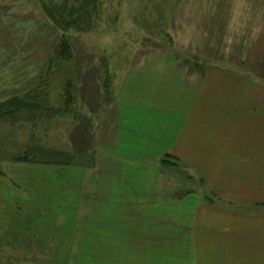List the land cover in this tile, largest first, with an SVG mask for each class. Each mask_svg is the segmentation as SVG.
Here are the masks:
<instances>
[{"label":"rangeland","instance_id":"1","mask_svg":"<svg viewBox=\"0 0 264 264\" xmlns=\"http://www.w3.org/2000/svg\"><path fill=\"white\" fill-rule=\"evenodd\" d=\"M63 1L0 0V107L22 105L0 111V185L25 196L0 264H132V202L231 200L214 185L261 127L228 117L264 108V0H103L82 32L44 15Z\"/></svg>","mask_w":264,"mask_h":264},{"label":"crops","instance_id":"2","mask_svg":"<svg viewBox=\"0 0 264 264\" xmlns=\"http://www.w3.org/2000/svg\"><path fill=\"white\" fill-rule=\"evenodd\" d=\"M233 111L228 117L232 125L252 121L261 127L255 131L260 138L239 129L240 148L224 156V186L214 187L231 200L132 202V264H264V108ZM232 131L226 138L239 135ZM19 190L0 185V215L24 200ZM21 236L19 231L0 234L1 244L6 243L0 250L8 242H21L17 247L23 248Z\"/></svg>","mask_w":264,"mask_h":264},{"label":"trees","instance_id":"3","mask_svg":"<svg viewBox=\"0 0 264 264\" xmlns=\"http://www.w3.org/2000/svg\"><path fill=\"white\" fill-rule=\"evenodd\" d=\"M101 1L103 0H81L80 6L74 7V4H72L70 0H64L61 5H58L59 9H52L49 5H44L42 9L46 18L54 26L57 25L60 29H62L59 26L61 25L63 27L62 30L64 31L77 30L78 32H82L79 25L89 24L90 27L93 25V19H95V17H93L92 13L98 12L100 3H102ZM68 9L70 10V16L57 14L65 13ZM77 15H79V17L75 18ZM20 106H22L21 103H15L11 107L5 105L4 107H0V111L1 113L5 110H7L6 113L10 112L11 110H13L12 112H16Z\"/></svg>","mask_w":264,"mask_h":264}]
</instances>
